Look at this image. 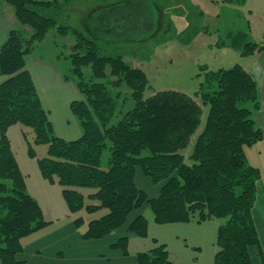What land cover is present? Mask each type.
I'll use <instances>...</instances> for the list:
<instances>
[{
  "label": "trees",
  "instance_id": "16d2710c",
  "mask_svg": "<svg viewBox=\"0 0 264 264\" xmlns=\"http://www.w3.org/2000/svg\"><path fill=\"white\" fill-rule=\"evenodd\" d=\"M4 1L32 35L27 38L12 29L0 47V76L7 77L0 84V264H26L23 240L50 224L28 192L13 150L8 131L16 125L24 127L28 154L37 160L43 178L62 186L72 214L106 210L89 223L85 239L99 240L122 227L147 238L146 217L131 219L134 210L147 204L155 223L162 225L226 219L217 230L214 264H254L251 250L262 249L253 216L262 172L249 164L246 149L264 139L255 118L260 109L256 77L236 64L206 69L193 96L176 90L146 95V72L128 66L121 57L102 56L95 41L75 32L78 53L70 59L84 99L74 101L71 108L82 135L65 140L56 134L26 64L36 43L52 28L65 35L70 26L47 15L57 0H0V4ZM263 50L264 43L249 42L242 55ZM88 68L90 76L84 71ZM125 86L134 105L124 111L126 100L121 104L119 100ZM204 107H209L206 120ZM38 145L47 146L46 156L38 157ZM106 148L110 155L108 168L103 169ZM187 150H191L188 157ZM138 168L153 183L164 181L157 197L150 199L138 187ZM88 189L93 191L86 194ZM82 221L83 217L76 218L75 224ZM128 243L125 236L112 246L126 253ZM137 264L179 263L171 259L167 244L155 240L153 248L137 254Z\"/></svg>",
  "mask_w": 264,
  "mask_h": 264
},
{
  "label": "rangeland",
  "instance_id": "374dc122",
  "mask_svg": "<svg viewBox=\"0 0 264 264\" xmlns=\"http://www.w3.org/2000/svg\"><path fill=\"white\" fill-rule=\"evenodd\" d=\"M59 3L48 11L47 15L55 18L59 24L70 26L69 32L60 35L52 28L44 39L36 43L31 56L41 57L60 66L63 75L68 76L76 91L84 99L77 87L72 73V57L76 51L80 32L89 40L98 44L100 54L108 57H121L132 68L146 72L148 89L146 95L162 90H176L193 96L200 90L206 69L217 70L231 68L236 64L244 66L253 74L259 83L260 109L255 113L258 125L264 134V72L250 67L256 64L264 52L243 56L244 46L249 42L264 43V0H245L244 3L226 4L221 0H57ZM16 20V30L29 38L32 29L18 21L14 8L5 1ZM256 67V66H255ZM260 70V71H259ZM91 75L90 68L84 70ZM110 73V70H108ZM65 78V77H64ZM114 80V79H111ZM116 92L119 90H115ZM126 100L122 109L131 108L134 103L130 89L120 90ZM75 101H78L76 99ZM200 102V101H199ZM249 107V105H247ZM209 107H204L203 120H206ZM19 130L24 127L16 125L12 131L14 148L19 151ZM38 157L47 155V146L35 147ZM191 150L185 152L188 157ZM26 155V157L24 156ZM249 164L258 167L262 178L258 184V194L254 204L253 216L260 235L262 249L251 250L253 263L263 264L264 259V139L246 149ZM110 150L106 148L102 156L101 167L108 168ZM37 164L36 159L27 151L19 154L24 170ZM188 162L191 160L187 159ZM31 174L29 193L46 201L49 215L54 197L62 186L45 185L46 190ZM136 183L147 192L150 199L157 197L163 182L155 184L143 172L137 170ZM51 186V187H50ZM93 190H86V194ZM51 198V201H50ZM45 202V203H46ZM91 201L87 198L86 203ZM106 213H87L82 210L73 216L61 214L62 219L45 228V235L40 242L29 246L26 264H137V254L155 246L154 239L168 245L171 259L179 264H214L218 251L217 226L226 219H212L203 223L157 224L151 206L144 205L134 210L131 219L144 215L149 221V236L142 238L122 227L101 240L84 238L89 223ZM48 215V214H47ZM48 215V216H49ZM83 217L81 224L76 225L68 220ZM76 230L78 233L76 234ZM130 234V235H129ZM129 236L127 252L110 244L117 243L120 238ZM30 239L28 243L33 242ZM39 249L40 252H35ZM261 253V255H260ZM126 258V259H121Z\"/></svg>",
  "mask_w": 264,
  "mask_h": 264
},
{
  "label": "crops",
  "instance_id": "0c3cea01",
  "mask_svg": "<svg viewBox=\"0 0 264 264\" xmlns=\"http://www.w3.org/2000/svg\"><path fill=\"white\" fill-rule=\"evenodd\" d=\"M16 20L14 19V16L11 12V10L0 4V47L5 43V41L7 40L9 33L12 29L16 28L17 24H16ZM257 63L254 64L250 67H247L249 70L252 68L254 69H260L262 72H264V52L260 55L259 59L256 61ZM256 66V67H255ZM26 69L30 72L33 81L35 83V86L37 88L38 94L40 96V99L42 101V104L44 106V108L46 109V111L49 114L50 120L54 125V129L56 134L65 139V140H75L78 139L79 137H81L82 135V128L78 122V120L76 119V117L74 116L73 112H72V108H71V104L76 100V99H80L81 97L79 96L78 92L76 91V87L74 85V83L72 81H67L64 78L63 72L60 68V66H58V64L56 63H51L41 57H37V56H30L27 59V64H26ZM259 70V71H260ZM7 77L4 76H0V84L3 83L4 81H6ZM13 129H15V126L11 127L8 131V135L11 139V143H12V147L14 152L16 153L18 162L20 164L21 170L23 172V174L26 177V183H27V189L29 191V187L31 185V174L28 171V167H30L27 163H25V159L23 157V162L25 163L26 167H27V171L24 170V167L22 165V162L19 158V154L25 150L28 152V145H27V141L24 137L23 131L19 130L20 134H19V143L22 146L21 148H19V151H16L14 148V140L12 138V131ZM0 139H1V134H0ZM24 156L26 157V155L24 154ZM37 163V160H36ZM31 168V167H30ZM32 171L35 174V180L40 183V185L42 184V186L44 187V189L46 190V186L48 183L47 180H45L40 172L38 163L32 165ZM50 185H57V183H50ZM51 187V186H50ZM58 197H54V200L50 201L53 202V206H52V210L53 213H51L49 215L48 211H46V206L48 202H44L42 201L41 198H39L38 196L34 195V193H32L31 195L40 203L43 212H44V216L46 218V220L48 222H50L49 225H53L55 223H58L62 217L60 218L61 214L66 215L69 218V214L71 216H73L74 214H72L68 208V205L64 199L63 196V188H61V190H58L57 192ZM49 216H48V215ZM72 221H74L75 224V219L73 218V220H68V225L72 224ZM48 225V226H49ZM47 226V227H48ZM76 226V224H75ZM45 227V228H47ZM44 228V229H45ZM217 228H219V226H217ZM42 229L40 231H38L37 233H34L33 235L25 238L23 240V245H24V252H23V257L26 260V256L28 255L27 251L29 249V246L40 242L39 240H41L43 238V233H45V230ZM78 233V231L76 230V234ZM112 234V233H111ZM109 234V235H111ZM107 235V236H109ZM106 236V237H107ZM106 237L102 238L101 240L105 239ZM30 239H34L33 242L28 243V241H30ZM89 241H91L90 239H87ZM157 239H154V242ZM115 244V241H112V243L110 244L111 246ZM36 252H40L39 249H36L35 252H33L32 254L36 253ZM142 252V251H140ZM217 253V252H216ZM121 259H126V258H121ZM255 264H260L255 263Z\"/></svg>",
  "mask_w": 264,
  "mask_h": 264
}]
</instances>
